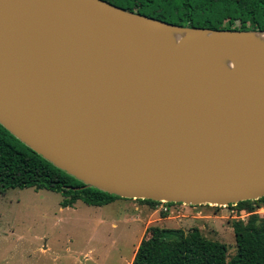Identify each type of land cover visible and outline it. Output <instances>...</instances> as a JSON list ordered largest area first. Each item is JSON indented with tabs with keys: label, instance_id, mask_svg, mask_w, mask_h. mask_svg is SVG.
Instances as JSON below:
<instances>
[{
	"label": "water",
	"instance_id": "95a60500",
	"mask_svg": "<svg viewBox=\"0 0 264 264\" xmlns=\"http://www.w3.org/2000/svg\"><path fill=\"white\" fill-rule=\"evenodd\" d=\"M142 21L151 32L189 30L194 40L158 53ZM206 32L249 61L228 36L264 33L175 27L102 0H0V126L84 186L119 198L186 206L257 200L264 69L242 74L249 87L230 92L235 101L200 104L169 87L171 69L181 66L193 88L211 89L196 52L222 46Z\"/></svg>",
	"mask_w": 264,
	"mask_h": 264
},
{
	"label": "trees",
	"instance_id": "16d2710c",
	"mask_svg": "<svg viewBox=\"0 0 264 264\" xmlns=\"http://www.w3.org/2000/svg\"><path fill=\"white\" fill-rule=\"evenodd\" d=\"M102 1L175 27L264 32V0ZM27 188L59 194L61 208L72 207L77 201L101 207L121 199L84 186L0 126V195L7 190ZM135 201L150 208L158 204L150 200ZM228 207L248 214L245 222L237 220L230 225L235 254L228 262L224 245L205 239L196 228L184 232L150 226L140 239L130 264H264V216L255 214L256 210L264 209V196Z\"/></svg>",
	"mask_w": 264,
	"mask_h": 264
},
{
	"label": "rangeland",
	"instance_id": "374dc122",
	"mask_svg": "<svg viewBox=\"0 0 264 264\" xmlns=\"http://www.w3.org/2000/svg\"><path fill=\"white\" fill-rule=\"evenodd\" d=\"M121 199V207H92L77 201L71 208H61L57 193L30 188L7 190L0 195V264H130L139 225L126 226L123 217L137 215L140 219L136 223L148 228L156 226L154 222L162 218L161 214L177 217L179 223L168 222V229L188 232L196 228L205 239L223 244L228 262L235 254L230 225L248 217L234 215L232 207L213 205H185L170 215V207L178 203L161 205L167 209L165 213L158 203L150 216L146 204ZM255 214L264 216V209Z\"/></svg>",
	"mask_w": 264,
	"mask_h": 264
},
{
	"label": "bare ground",
	"instance_id": "6f19581e",
	"mask_svg": "<svg viewBox=\"0 0 264 264\" xmlns=\"http://www.w3.org/2000/svg\"><path fill=\"white\" fill-rule=\"evenodd\" d=\"M142 26L149 30L153 47L161 54L177 48L184 42L194 40L192 32L186 29L163 27L159 31L151 32L149 21H142ZM205 37L214 39L222 46L219 52L208 48L196 52L195 66L210 82L211 89L193 88L194 79L186 74V69L181 66L171 69L174 73L173 86H169L176 96H192L200 104L214 102L221 97L229 99L230 92L234 89L241 92L243 88L249 87L242 74L251 69L257 72L264 69V33H239L234 37L228 36L229 40L240 43L252 55V61L247 60L239 50L216 39L212 33L206 32ZM115 61V70L120 71L123 66L120 57H116ZM230 101H235V97L231 96ZM249 107L254 110L252 104H249Z\"/></svg>",
	"mask_w": 264,
	"mask_h": 264
},
{
	"label": "crops",
	"instance_id": "0c3cea01",
	"mask_svg": "<svg viewBox=\"0 0 264 264\" xmlns=\"http://www.w3.org/2000/svg\"><path fill=\"white\" fill-rule=\"evenodd\" d=\"M124 201L123 200H118V199H116V200H114L113 202H111L110 204L111 205H118L119 207H121V204L123 203ZM75 204V203H74ZM73 204V205H74ZM72 205V206H73ZM146 207L148 208L149 206H147L146 205ZM183 207H185V205H183V204H173L171 207H170V209H169V214L170 215H172L173 213H177L176 211H178V210H181ZM67 208H71V207H67ZM146 212H147V214H149L150 216H153L154 214H155V212H156V210L154 211L152 208H150L149 207V209L147 210L146 209ZM139 216H137V215H132L131 217H128L127 215H125L124 217H123V220L125 221L124 223H127V225L126 226H132L133 227V225H135V224H137V225H139V226H137V225H135V226H137V228L139 229V233H138V236H137V240H138V238H139V241H140V239H141V236L143 235V233H144V231L146 230V227L147 226H145V227H143V226H141L140 225V223L138 224V223H136V222H138L139 221ZM177 219V217L176 216H166V217H162V218H157L156 220H155V224H156V227H158L157 225H158V223H161L163 226L161 227V228H164V229H168V228H166L165 226L167 225V223L168 222H173L174 221V223L175 224H178L179 222L176 220ZM174 229H176V228H174ZM137 240H136V246L134 247V251H135V249H136V247H137V245H138V243H139V241L137 242ZM134 254V253H133ZM133 257V256H132Z\"/></svg>",
	"mask_w": 264,
	"mask_h": 264
},
{
	"label": "built area",
	"instance_id": "2783aa9c",
	"mask_svg": "<svg viewBox=\"0 0 264 264\" xmlns=\"http://www.w3.org/2000/svg\"><path fill=\"white\" fill-rule=\"evenodd\" d=\"M158 203L160 204V205L158 206V207H160V209H161L160 211H162V212L165 213V212L167 211V209H166L165 207H164V208H163V207L161 208V205H163V204H167V203H161V202H158ZM258 210H259V209H258ZM258 210H257V211H258ZM234 211H235V210H234ZM234 211H233V214L236 215L237 212H236V211L234 212ZM239 214H244V213H243V212H239Z\"/></svg>",
	"mask_w": 264,
	"mask_h": 264
}]
</instances>
